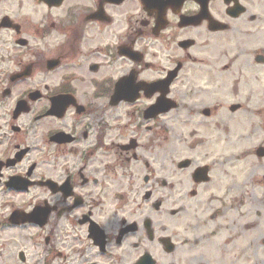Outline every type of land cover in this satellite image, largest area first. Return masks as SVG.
<instances>
[{
  "label": "flooded vegetation",
  "instance_id": "flooded-vegetation-1",
  "mask_svg": "<svg viewBox=\"0 0 264 264\" xmlns=\"http://www.w3.org/2000/svg\"><path fill=\"white\" fill-rule=\"evenodd\" d=\"M260 148L264 0H0V264H264Z\"/></svg>",
  "mask_w": 264,
  "mask_h": 264
},
{
  "label": "rangeland",
  "instance_id": "rangeland-1",
  "mask_svg": "<svg viewBox=\"0 0 264 264\" xmlns=\"http://www.w3.org/2000/svg\"><path fill=\"white\" fill-rule=\"evenodd\" d=\"M209 53H215V51L213 50V48L212 47H210V50H209ZM229 128H231V131H232V137H231V140L229 141L230 142V145H229V149L231 150V149H234V150H237V149H239L240 147H239V144H238V142H237V139H236V133H238V131H237V125L236 124H234V122L233 121H231L230 123H229ZM262 136H263V133H261L260 132V134H258V137H259V141L261 140V138H262ZM256 139V138H255ZM233 153V152H232ZM252 210V209H251ZM262 224H264V223H262Z\"/></svg>",
  "mask_w": 264,
  "mask_h": 264
},
{
  "label": "water",
  "instance_id": "water-1",
  "mask_svg": "<svg viewBox=\"0 0 264 264\" xmlns=\"http://www.w3.org/2000/svg\"><path fill=\"white\" fill-rule=\"evenodd\" d=\"M259 152H260L261 156H264V151H263V149H260Z\"/></svg>",
  "mask_w": 264,
  "mask_h": 264
}]
</instances>
